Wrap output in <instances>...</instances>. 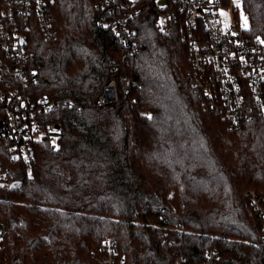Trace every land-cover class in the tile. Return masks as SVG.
<instances>
[{
  "label": "trees",
  "instance_id": "trees-1",
  "mask_svg": "<svg viewBox=\"0 0 264 264\" xmlns=\"http://www.w3.org/2000/svg\"><path fill=\"white\" fill-rule=\"evenodd\" d=\"M8 4V0H3ZM264 36V0H224ZM54 35L31 29L28 73L7 77L47 96L29 161L0 140V264H101L112 237L124 264H264V119L228 129L193 87L189 45L161 30L153 0L128 11L124 42L97 0H54ZM124 78L130 85L123 88ZM117 81L118 99L100 103ZM1 175H4L3 177Z\"/></svg>",
  "mask_w": 264,
  "mask_h": 264
},
{
  "label": "built area",
  "instance_id": "built-area-1",
  "mask_svg": "<svg viewBox=\"0 0 264 264\" xmlns=\"http://www.w3.org/2000/svg\"><path fill=\"white\" fill-rule=\"evenodd\" d=\"M140 0H97L104 9L101 25L110 27L124 42H133L135 30L128 11ZM54 0H0V140L6 142L13 159L29 161L35 140L56 142V123L42 119L52 106L47 96L34 97L21 91L7 77L28 73L27 35L42 29L52 36ZM224 0H153L157 26L178 27L189 45V74L197 90L213 110L229 118L228 129L262 116L264 119V36L243 29L236 21L226 24L221 9ZM117 81H109L100 103L118 99ZM130 85L124 78L123 88ZM2 177L4 175H1ZM254 207L264 216V199L253 195ZM101 264H124L118 244L105 238ZM216 251L207 252L201 264H214Z\"/></svg>",
  "mask_w": 264,
  "mask_h": 264
},
{
  "label": "rangeland",
  "instance_id": "rangeland-1",
  "mask_svg": "<svg viewBox=\"0 0 264 264\" xmlns=\"http://www.w3.org/2000/svg\"><path fill=\"white\" fill-rule=\"evenodd\" d=\"M233 2L235 4H238L239 0H233ZM221 13H222L223 21L226 24H231L233 21H239L241 26L247 25V21L243 13H241L238 19L235 17L233 5L223 6V8L221 9Z\"/></svg>",
  "mask_w": 264,
  "mask_h": 264
},
{
  "label": "water",
  "instance_id": "water-1",
  "mask_svg": "<svg viewBox=\"0 0 264 264\" xmlns=\"http://www.w3.org/2000/svg\"><path fill=\"white\" fill-rule=\"evenodd\" d=\"M56 127L59 128V124H56Z\"/></svg>",
  "mask_w": 264,
  "mask_h": 264
}]
</instances>
